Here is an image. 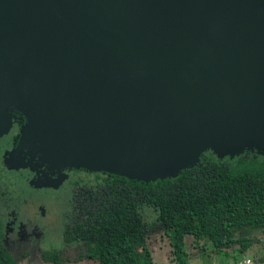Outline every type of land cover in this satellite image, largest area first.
I'll return each instance as SVG.
<instances>
[{"label": "water", "instance_id": "1", "mask_svg": "<svg viewBox=\"0 0 264 264\" xmlns=\"http://www.w3.org/2000/svg\"><path fill=\"white\" fill-rule=\"evenodd\" d=\"M11 109L57 167L149 182L263 155L264 0H0V136Z\"/></svg>", "mask_w": 264, "mask_h": 264}, {"label": "trees", "instance_id": "2", "mask_svg": "<svg viewBox=\"0 0 264 264\" xmlns=\"http://www.w3.org/2000/svg\"><path fill=\"white\" fill-rule=\"evenodd\" d=\"M106 173L102 189H89L81 204L87 212L74 232L87 244L80 258L97 264H155L140 215L142 207L153 206L175 264H190L187 236L190 245L201 243L202 251L225 253L226 264L264 261V256L251 260L247 254L255 243L252 230L264 232L263 155L244 150L221 158L207 150L193 167L149 182ZM43 259L61 264L57 254ZM0 264L16 263L0 251Z\"/></svg>", "mask_w": 264, "mask_h": 264}, {"label": "flooded vegetation", "instance_id": "3", "mask_svg": "<svg viewBox=\"0 0 264 264\" xmlns=\"http://www.w3.org/2000/svg\"><path fill=\"white\" fill-rule=\"evenodd\" d=\"M10 112L13 122L0 136V251L15 261L14 256L31 255L46 241L49 248L41 250L42 256L85 252L87 240L74 232L77 219L87 212L81 204L89 189H102L109 174L43 160L23 140L26 117L16 109Z\"/></svg>", "mask_w": 264, "mask_h": 264}, {"label": "rangeland", "instance_id": "4", "mask_svg": "<svg viewBox=\"0 0 264 264\" xmlns=\"http://www.w3.org/2000/svg\"><path fill=\"white\" fill-rule=\"evenodd\" d=\"M262 155V154H260ZM264 156V154H263ZM88 182L91 181L92 177H87ZM140 215L142 218V223L144 227L145 234L147 236V243L152 251L154 263L155 264H175L171 259L172 251L169 245V237L164 232V227L159 219L158 210L153 206H145L140 209ZM254 234L253 241L255 242L252 247H250L248 256L251 260L253 257L264 256V232L261 230H252ZM239 235V234H237ZM189 237L186 238V246L189 255L190 264H226L228 257L225 253L211 251L206 249L202 251L199 247L200 244L190 245ZM48 240V239H47ZM40 245L39 249H31V255H18L15 257L16 264H54L53 262L46 261L42 256V249H45L48 245L46 241ZM258 243V244H257ZM51 245V244H50ZM189 245V246H188ZM49 248V247H47ZM84 249L79 252H67L65 254L59 255V260L61 264H97V262L85 258H80L84 253ZM231 250V248L226 249ZM80 260V261H79Z\"/></svg>", "mask_w": 264, "mask_h": 264}, {"label": "built area", "instance_id": "5", "mask_svg": "<svg viewBox=\"0 0 264 264\" xmlns=\"http://www.w3.org/2000/svg\"><path fill=\"white\" fill-rule=\"evenodd\" d=\"M251 261L249 260V259H247L246 261H245V263H250Z\"/></svg>", "mask_w": 264, "mask_h": 264}]
</instances>
